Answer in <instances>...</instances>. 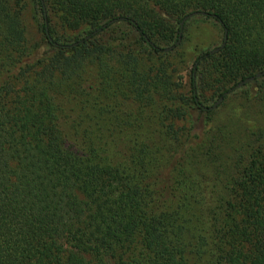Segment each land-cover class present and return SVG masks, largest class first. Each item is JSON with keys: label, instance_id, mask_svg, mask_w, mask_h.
Segmentation results:
<instances>
[{"label": "trees", "instance_id": "16d2710c", "mask_svg": "<svg viewBox=\"0 0 264 264\" xmlns=\"http://www.w3.org/2000/svg\"><path fill=\"white\" fill-rule=\"evenodd\" d=\"M33 1L42 51L25 47L22 6L0 0V264H264V155L241 171L230 196L202 197V227L190 237L181 174L193 146L167 149L143 131V109L118 102L103 60L113 50L100 38L123 25L148 54H160L163 43L180 44L187 15L213 20L227 40L193 64L191 102L202 114L199 64L217 57L215 66L240 81L264 72V0ZM50 7L70 31L85 27L84 36L55 38ZM119 56L143 102L150 90L140 89L132 50ZM88 64L102 75L97 88L83 83ZM197 138L189 144L200 149Z\"/></svg>", "mask_w": 264, "mask_h": 264}, {"label": "rangeland", "instance_id": "374dc122", "mask_svg": "<svg viewBox=\"0 0 264 264\" xmlns=\"http://www.w3.org/2000/svg\"><path fill=\"white\" fill-rule=\"evenodd\" d=\"M7 1L16 9L22 6L20 22L25 47L46 50V44L42 40V19L35 2L21 0L16 6V0ZM48 16L53 36L62 42L70 43L75 38L84 36L85 27L70 31L62 25L51 7L48 8ZM128 34L129 29L119 25L100 36L113 50L103 59L105 64H110L108 76L115 80V95L121 93V99L116 96V100L122 106L125 105L126 110L141 112L143 109L147 122L144 132L159 135L167 149L193 146V149L186 150L185 173L181 174L184 182L189 184L187 189L192 207L186 216L190 222L188 233L193 237L196 230L202 227L201 221L196 223V218L203 212L202 197H208L210 193L230 196L233 183L241 171L253 159L264 155V76L233 89L216 108L200 114L192 104L190 95L193 64L201 54L221 45V27L213 20L200 16L191 17L182 32L181 42L175 49L152 55L137 42L135 36ZM123 38L125 41H122ZM172 46L173 41L170 40L160 47L166 49ZM129 48L137 60L140 89L143 91L144 86L151 92L144 91L141 98L143 102L135 91L138 85L130 86L128 78L131 77L124 73L127 59L119 56V52H126ZM215 59L217 57L199 64L194 73L197 100L205 108L213 106L220 93L240 82V78L233 79L223 68L215 66ZM101 77L97 67L88 64L84 70L83 83L97 88L101 85ZM193 134L198 137L195 142L203 141L202 148L189 144ZM191 264L207 263L205 260L193 259Z\"/></svg>", "mask_w": 264, "mask_h": 264}, {"label": "water", "instance_id": "95a60500", "mask_svg": "<svg viewBox=\"0 0 264 264\" xmlns=\"http://www.w3.org/2000/svg\"><path fill=\"white\" fill-rule=\"evenodd\" d=\"M198 15H202V13H198V12H195V13H192V14H189L187 15L186 17L183 18V20L181 21L180 23V33H179V38H178V42L176 43V45L180 42L181 40V35H182V27H183V24L186 20L190 19L191 17H194V16H198ZM226 40H227V31L224 30V34H223V41L221 43V45L218 47V48H215L214 50L210 51L209 54L212 55L213 53H217L218 51H220L225 43H226ZM175 46H172L170 48H166L164 49L163 51L164 52H168L170 50H172ZM264 76V72H260V73H257L255 74L254 76H251V77H248L240 82H238L232 89L229 90V92H231L233 89H237V88H240L241 86L245 85V84H248L250 82H252L253 80L255 79H258L260 77ZM227 93L224 94V96L226 95ZM223 100V96H220L218 98V100L213 104V106L209 107L208 109H214L218 106V104H220V102Z\"/></svg>", "mask_w": 264, "mask_h": 264}]
</instances>
